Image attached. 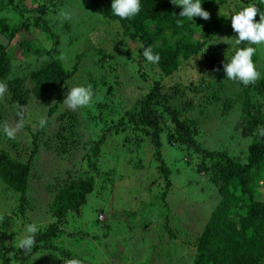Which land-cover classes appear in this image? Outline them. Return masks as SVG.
<instances>
[{
  "label": "trees",
  "instance_id": "1",
  "mask_svg": "<svg viewBox=\"0 0 264 264\" xmlns=\"http://www.w3.org/2000/svg\"><path fill=\"white\" fill-rule=\"evenodd\" d=\"M23 1L0 0V11H4L0 15V35L3 37L0 41V82L5 83L8 89L0 100V129L4 124L18 121L17 112L22 113L24 124L23 141L17 140V134L10 139L0 130V184L3 191L10 189L18 193L17 209L21 212L27 209V191L35 167L34 160L38 152L46 149L48 142L45 139L51 137L53 147L66 165L64 175H60L58 167L54 168L53 182L49 184L48 179L45 184L50 196L48 208L54 221L37 227L36 244L31 252L53 245V241L61 235L68 214L81 215L88 195L98 184H104L111 173L100 167L97 159L106 135L111 131H125L129 126L138 132V144L144 137L152 143L153 155L158 160L157 169L163 180L162 197L171 187L169 168L160 150V135L164 131L169 144L185 146L197 152V157H201L199 171L209 178L218 191L217 205L191 243L194 248L191 264H264V199L255 196L257 191L260 193V186L264 187V63L257 69L259 45L235 44L234 36L237 33L230 23L231 13L250 5L264 12V0H224L235 7L229 14L218 6L217 2L222 0H201L202 7L210 13L208 20L179 17L181 7L173 5L170 0H140L139 14L130 19H121L111 11L112 0H91L106 19L118 23L125 40H114L116 45L123 41L138 44L132 60L138 64L140 79H146L149 83L146 92H133L131 108L125 109L122 116L109 126L107 120L102 119L104 110L108 108L104 101L106 86L103 71L95 73L88 70L85 78L78 77L73 82L91 87L93 98L88 106L71 111L62 105L70 89L69 81L81 60L79 54L74 56L75 63L66 68L61 53L57 51V37L50 35L52 25L46 13L63 0H44L48 4L39 2L37 11L27 9ZM12 10L15 12L13 17L9 16ZM259 18L257 13L255 19L259 21ZM177 20H182V24L178 25ZM32 27L42 29L55 39L54 47L41 56L28 41L17 43L18 37ZM224 32L228 34L225 37L227 43L213 44L221 52L206 53L209 45L215 43L213 41L222 40L217 37L223 36L221 34ZM149 46L160 56L156 64L149 63L143 56L144 48ZM248 46L256 48L252 59L260 78L255 84L245 87L238 81L226 78L223 63L237 49ZM99 51L100 62L111 57L106 51ZM33 56L39 58L31 61ZM28 60L32 64H26ZM186 63L194 64L201 75L198 83L191 81L187 87L183 86L180 77H176ZM170 79L171 85H167ZM233 85L239 87L231 93L229 86ZM110 92L111 86L107 88V95ZM189 92L193 95L202 92L200 98L209 104L224 100L227 106L222 110L224 113L233 106L240 110L241 123L247 126V134L251 136L246 153H240L242 155L239 157L201 148L195 138L198 133L197 119L185 114L186 110L195 106L193 95L184 100ZM237 100L241 102L238 104ZM42 118L47 121L43 128L39 125ZM100 120L104 122L101 134L98 133L96 138L88 136L91 127L101 124ZM82 124L87 139L81 142L78 129ZM46 129L53 133L48 136ZM130 138V135L125 136L126 141H130ZM82 152L84 155L79 165L80 161L75 163L73 159L81 156ZM101 217L99 215V219ZM29 254L20 247L15 250L6 247L0 254V264H9L11 257L23 260ZM66 257L69 261L78 259L69 254ZM80 264L91 263L82 260Z\"/></svg>",
  "mask_w": 264,
  "mask_h": 264
},
{
  "label": "rangeland",
  "instance_id": "2",
  "mask_svg": "<svg viewBox=\"0 0 264 264\" xmlns=\"http://www.w3.org/2000/svg\"><path fill=\"white\" fill-rule=\"evenodd\" d=\"M23 2L27 9L36 11L39 2L48 4L44 0ZM217 4L226 14L235 9L231 5L233 3L229 5L224 0ZM65 11L71 14V19L60 18ZM3 13L1 10L0 15ZM14 15L13 10L9 12V16ZM46 16L52 25L50 35L57 37V51L61 53L64 66L69 69L75 63L74 56L79 54L81 57L79 67L69 81V88L80 86L73 82L78 77L85 78L88 70L95 73L103 71L106 86L104 101L108 108L104 110L102 119L107 120L108 126L116 122L125 109L131 108L133 92H146L149 87L146 79H140L138 64L132 60L137 43L127 41L128 45H125L127 42L123 41L116 45L114 40H125L118 23L106 19L91 0H63L47 11ZM221 35L217 39L225 41L228 34L224 32ZM51 36L40 28L32 27L18 37L17 43L28 41L40 55L54 47L55 39ZM1 40L3 37L0 35ZM214 48L210 44L206 53L221 52V49ZM99 50L106 51L111 57L100 62ZM259 50L257 69L264 63V45H259ZM35 58L39 56H33L30 60L34 61ZM25 63L32 64L29 60ZM181 68L176 77L181 78L183 86H189L191 81L198 83L201 75L194 64L186 63ZM171 82L170 79L166 84L171 85ZM225 83L228 84L226 79ZM109 86L111 92L107 95ZM229 87L230 92L234 93L239 86ZM189 93H186L184 100L185 97H192L193 93ZM200 95L202 92L194 93L195 106L185 111L187 116L197 119V143L206 151H224L241 157L240 153L247 151L251 136L247 134V126L241 123L240 110L233 106L224 113L227 108L224 100L209 104L203 102ZM237 102L239 104L241 101ZM99 123L97 127H91L88 136L96 138L98 133L101 134L104 122L100 120ZM82 126L85 127L82 124L78 129L81 142L87 139L86 129ZM46 131L48 136L53 133L52 130ZM23 133L22 128L17 132L16 139L20 140ZM137 133L127 126L125 131H111L106 135L97 159L100 167L111 172L106 177L107 181L100 186L98 184L88 195L81 215L68 214L61 235L50 248L30 252L23 260L11 257L9 264H67L69 260L66 254L91 264H191L194 254L191 243L217 205L218 191L209 178L199 171L201 157H197V152L192 148L169 144L164 131L160 135V150L169 168L171 187L162 197L163 180L157 169L158 160L153 155L152 143L144 137L138 144ZM128 135L130 141L125 140ZM45 140L48 142L46 149L38 152L34 160L26 210L19 212L18 193L10 189L3 191L0 184V254L6 247H12V250L19 248L28 224L34 223L40 227L54 221L48 208L50 196L45 184L48 179L49 184L53 182L54 168L58 167L60 175H64L65 162L53 147L51 137ZM83 155L82 152L81 156L75 157L74 162L80 161L81 165ZM259 190L260 193L257 191L255 196L264 199V187L261 185ZM99 215L102 216L100 219Z\"/></svg>",
  "mask_w": 264,
  "mask_h": 264
},
{
  "label": "clouds",
  "instance_id": "3",
  "mask_svg": "<svg viewBox=\"0 0 264 264\" xmlns=\"http://www.w3.org/2000/svg\"><path fill=\"white\" fill-rule=\"evenodd\" d=\"M173 5L181 7L182 11L179 17L193 20L194 17H199L204 20L210 19V13L202 7L201 0H170ZM141 10L140 0H112L111 11L114 15L121 19H130L139 14ZM259 13V21L255 19ZM62 20L71 19V14L67 11L60 14ZM182 20H177V24L181 25ZM231 27L235 33V44L240 45L247 43L249 45H264V12H261L255 5L244 7L242 10L231 15ZM227 43L224 40H218L212 44ZM256 48L248 46L237 49L234 55L223 63V70L226 78L232 81H238L245 87L255 84L260 78V73L257 71L253 62V55ZM144 58L152 64H156L160 60L158 53H154L151 46L144 48ZM219 69H217L218 71ZM7 85L0 82V100H2L7 93ZM93 98V91L90 86H74L70 88L67 95L63 99V103L71 111H76L79 108L88 106ZM19 120H15L12 125L4 124L2 129L4 134L14 139L17 132L20 131L23 124V116L21 112H17L16 116ZM47 124L46 119H41L39 125L41 128ZM38 231L36 224H28L26 226V235L20 240L19 247L27 254L30 253L36 244L35 235ZM67 264H80L78 259H72Z\"/></svg>",
  "mask_w": 264,
  "mask_h": 264
}]
</instances>
